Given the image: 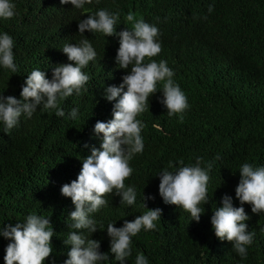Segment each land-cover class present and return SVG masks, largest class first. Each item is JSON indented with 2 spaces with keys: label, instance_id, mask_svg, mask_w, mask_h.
Listing matches in <instances>:
<instances>
[{
  "label": "trees",
  "instance_id": "16d2710c",
  "mask_svg": "<svg viewBox=\"0 0 264 264\" xmlns=\"http://www.w3.org/2000/svg\"><path fill=\"white\" fill-rule=\"evenodd\" d=\"M13 3L17 15L0 18V34L7 32L14 39L18 71L0 66V96L22 99V86L33 70L45 71L51 80L54 67L70 63L62 52L65 44L79 45L87 38L97 57L83 69L90 77L87 90L61 102L65 116L57 117L55 110L41 105L31 118L22 114L8 133L0 122V229L25 222L31 214L48 218L54 230L53 253L45 264H65L69 258L71 246L64 241L74 231L69 216L75 205L61 188L77 179L91 149L101 148L102 134L97 136L94 126L113 119L116 103L105 98L104 89L120 86L130 72L117 65L118 36L87 30L81 35L78 23L106 9L120 13L117 32L131 30L126 21L131 11L137 20L158 27L162 51L153 59L167 62L189 108L182 120L179 114L168 115L158 85L145 112L137 117L145 125L144 150L130 161L133 173L125 181L135 188L136 204L121 203L113 190L104 197L107 206L92 214L99 230L78 233L100 241V251L109 256L102 264H120L111 253L108 224L123 227L125 220L134 221L148 208H160L156 230L142 229L132 237V256L124 264H135L141 252L149 264H264V213L255 214L251 205H243L250 217L248 231L255 232L246 258L232 242L216 237L211 224L225 194L235 207L241 206L235 194L241 165L264 167V0H100L99 4L94 0L83 9L60 0ZM72 109L78 110L75 119L70 117ZM198 157L201 167L208 162L213 167L208 173L209 203L201 205L205 213L196 222L183 208L163 201L158 175L169 162L176 167L180 160L185 166L195 165ZM10 242L0 236V264H6Z\"/></svg>",
  "mask_w": 264,
  "mask_h": 264
},
{
  "label": "clouds",
  "instance_id": "9594fccd",
  "mask_svg": "<svg viewBox=\"0 0 264 264\" xmlns=\"http://www.w3.org/2000/svg\"><path fill=\"white\" fill-rule=\"evenodd\" d=\"M62 4H71L76 9L92 5L94 0H60ZM96 4L100 0H95ZM13 0H0V18L11 19L17 15ZM213 9L210 6L209 11ZM120 13L100 9L86 19L79 20L78 29L81 35L85 31L102 33L107 37H119V49L116 62L119 68L129 69V74L123 77L120 86H107L104 89L105 98L116 101L113 108V119L108 122L97 121L94 132L102 134L101 148L93 147L91 154L83 159L82 169L76 180L64 184L61 188L63 196L71 198L75 210L70 213L73 221L69 227L71 231L64 241L70 245L69 258L65 264H102L109 259L108 254L100 251V241L89 239L84 232L93 234L99 230L92 217L101 208L107 206L104 198L108 194L121 197V203L135 205L137 193L135 188L127 186L125 181L131 178L133 168L130 161L134 155L144 150L142 129L145 125L137 117L145 112L150 95L158 92V85H162L163 99L168 115L179 114L181 120L184 112L189 108L185 93L179 84L174 82V72L167 66V62H156L153 58L162 51L161 43L157 41L158 27L137 20L130 11L126 21L132 25L117 32V21ZM14 39L7 32L0 34V66L12 73L18 71L14 63ZM62 52L67 55L70 63L60 64L53 68V77L48 79L46 72L33 70L27 76L22 86L21 97L0 96V122L4 124L5 133L10 132L19 122L22 114L31 118L41 105L45 110H55L57 117L65 116L60 107L62 101L74 93L79 95L86 91L85 85L90 77L83 71L90 61L97 57V52L85 38L79 45L65 44ZM146 60L148 62H146ZM125 87L127 90L125 91ZM78 110L72 109L70 117L75 119ZM87 147V145L85 146ZM219 159V157H216ZM202 158L198 157L195 165H184L179 161V167L169 162L158 176L160 178L159 194L169 205H176L191 214L199 222L204 212L202 204L208 201L209 172L213 167L208 162L201 167ZM174 168V171H169ZM240 181L235 189L236 198L241 206L235 207L233 198L225 194L222 197V207L215 209L211 217V224L216 237L221 241L232 242L234 249L242 257H247V248L252 245L255 232L248 231L250 220L244 204L252 206L255 214L264 213V167H254L244 163L240 167ZM147 197H145V200ZM154 199V197H152ZM146 208V203L144 204ZM162 215V209H149L134 221L125 220L123 227H116L109 223L107 235L111 239V253L120 264L132 256V237L137 236L142 229L156 230L157 221ZM50 219L36 214L26 217L25 222H17L15 226L8 224L0 229V236L10 240L4 257L6 264H45L53 253V228ZM135 264H149L148 259L141 252L136 256Z\"/></svg>",
  "mask_w": 264,
  "mask_h": 264
}]
</instances>
